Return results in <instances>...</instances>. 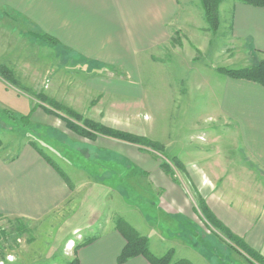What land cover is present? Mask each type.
<instances>
[{
	"label": "rangeland",
	"instance_id": "374dc122",
	"mask_svg": "<svg viewBox=\"0 0 264 264\" xmlns=\"http://www.w3.org/2000/svg\"><path fill=\"white\" fill-rule=\"evenodd\" d=\"M183 7L195 15L192 23L202 28L174 32L159 49L137 52L129 60L136 69L118 67L105 71L118 75V90L124 93H118L117 97L88 92L86 82L103 78V70L90 77L82 61L71 59L66 50L59 51L28 34L25 36L24 24L0 22V65L11 69L19 86L8 84L30 98L31 110L34 108L29 124L24 127L8 117L5 111L10 109L0 105V142L8 143L11 150H15L13 145L18 142H27L48 156L67 180L68 187L74 189L75 199L82 201L84 197L85 207L95 204L93 195L97 190L101 195L106 193V214L113 222L121 217L116 211L123 205V198L130 204L136 202L144 210L151 208V204L134 197L132 192H162V187L148 180V175L158 170L193 197V216L205 234L242 253L251 264H257L202 214L200 201L205 205L206 202L189 174L202 177V190H210L209 196L215 192L224 195L232 189L252 206L259 207L264 201V171L260 166L253 162L247 165L248 182L231 180L244 173L239 160L246 155L238 149L240 138L235 125L228 122L217 102L212 101L225 78L217 68L240 69L256 64L259 59L253 56L248 59L232 41L226 16L221 21L219 17L218 28L213 31L203 18L199 0H190ZM134 85L137 89L132 93ZM43 98L52 100L58 107H52ZM64 108L81 117L75 123L89 120L158 141L166 157L102 135L89 139L76 134L62 119L66 115ZM35 110L51 121L40 123L32 119ZM49 110L53 113H48ZM109 144L118 146V155L108 148ZM172 157H177L183 168L176 167ZM164 162L171 173L162 168ZM98 173H102L101 179L105 178L104 187L102 182L95 181ZM87 174H91L89 182H86ZM211 186H214L212 190ZM243 188L249 192L243 193ZM79 205L76 204V209ZM54 230L48 220L36 225L29 223L23 230L15 223L2 224L0 264H68L66 250L51 245ZM172 251V260L176 261Z\"/></svg>",
	"mask_w": 264,
	"mask_h": 264
},
{
	"label": "crops",
	"instance_id": "0c3cea01",
	"mask_svg": "<svg viewBox=\"0 0 264 264\" xmlns=\"http://www.w3.org/2000/svg\"><path fill=\"white\" fill-rule=\"evenodd\" d=\"M189 2L0 0V22L24 24L27 27L25 36L33 29L57 39L58 46L52 48L68 49L71 59L82 61L88 76L92 77L98 70L104 71L105 76L97 82L89 77L86 82L90 88L88 92L92 90L98 96L117 97L118 93H124L118 90V75L105 71L118 70V67L136 69L129 60L137 52L159 49L174 32L202 28L192 23L196 17L186 8ZM219 17L220 21L227 20L232 41L248 59L251 56L257 60L264 58V7L222 0ZM134 86L132 93L137 89ZM219 89L217 95L213 94L212 101L217 102L216 106L228 122L235 125L240 138L238 149L246 155L239 160L244 173L231 180L248 182L250 169L246 167L250 162L264 171V87L225 76ZM0 105L22 115L31 110L30 98L2 79ZM43 114L35 110L31 117L40 123L50 122ZM13 146L15 150H11L8 143L1 141L0 144V226L15 223L23 230L29 223L36 225L48 220L56 231L50 237L53 239L51 245L65 249L69 262L76 258L78 264H150L141 255L121 263L117 261L125 240L115 229L114 222L107 218L106 193L101 195L97 190L93 195L95 204L89 203L85 207L84 197L82 201L75 199L74 189L68 187L60 170L54 169L36 148L27 142ZM108 148L118 155L117 145L109 144ZM101 174H96L95 181L102 182L104 187L106 182L105 178H100ZM87 175L86 182H89L91 174ZM189 175L212 215L264 257V201L259 207L252 206L232 189L226 190L224 195L212 191L209 196L210 190H202V177ZM148 180L156 187H162V192L141 190L132 193L134 197L146 200L151 208L144 210L136 202L130 204L122 197L123 205L116 212L148 239L151 254L162 256L173 249L177 256L175 260L184 259L189 264H251L242 253L204 233L193 216V197L185 188L172 183L158 170H153ZM248 190L244 189L243 193ZM77 203L80 204L78 209Z\"/></svg>",
	"mask_w": 264,
	"mask_h": 264
},
{
	"label": "trees",
	"instance_id": "16d2710c",
	"mask_svg": "<svg viewBox=\"0 0 264 264\" xmlns=\"http://www.w3.org/2000/svg\"><path fill=\"white\" fill-rule=\"evenodd\" d=\"M199 1L201 8L203 10L204 19L206 20L208 27L211 30L215 31L219 25L218 6L221 0H199ZM237 1L252 6L264 7V0H237ZM27 34L33 38L39 39L48 46L51 47L58 46L57 39L51 37L47 33H44L40 30L35 31L33 29H29L27 31ZM57 50L68 51V49H57ZM217 71L230 78L252 81L264 87V58L260 59L256 64L244 68H240V69L217 68ZM0 78L10 84L18 85L11 69H9L3 64L0 65ZM44 100L47 101L52 107L55 108L58 107V105L52 100H47L46 98ZM33 110L34 108H32V110H30V113L26 115L16 114L15 112L10 110H6L5 112L12 121L18 122L20 125H23L25 127L27 126V124H29L30 115ZM47 112L53 113L52 110L51 111L49 110ZM64 112L66 115L65 117H62V119L65 121L66 127L76 134H79L89 139H95L97 135H102L121 142L134 144L144 148L151 149L153 151L159 152L164 157H166V154L164 153L163 145L160 144L158 141L148 138L147 136L135 135L132 133L116 130L107 127L103 124L95 123L89 120H82L81 123H75V121L81 120V117L74 111H71L66 108H64ZM36 150L54 169H56L59 172V169L56 167V165H54V163L49 159L48 156L42 154L40 150L38 149ZM171 160L173 161L176 167L183 168L182 163L179 161L177 157H172ZM161 166L162 168H164L166 172L168 173L170 172V169L167 167L165 162L162 163ZM199 208L202 214L210 222H212L218 229L224 231L227 234L228 238L236 248L241 250L248 258H250L252 261L256 262L257 264H264V257H262L258 252L249 248L243 241L236 238L226 227H224L219 221H217L204 202L200 201ZM114 226L115 229L122 235V237L125 240V245L117 258L118 262L121 263L130 257L141 255L150 264H189V262L184 259L173 261L172 249L166 251L165 254H163L162 256H154L153 254H151L148 249L147 238L138 234V232L121 217H116L114 221ZM68 264H78L77 259L76 258L73 259Z\"/></svg>",
	"mask_w": 264,
	"mask_h": 264
},
{
	"label": "built area",
	"instance_id": "2783aa9c",
	"mask_svg": "<svg viewBox=\"0 0 264 264\" xmlns=\"http://www.w3.org/2000/svg\"><path fill=\"white\" fill-rule=\"evenodd\" d=\"M10 258H11V257H8V260H11Z\"/></svg>",
	"mask_w": 264,
	"mask_h": 264
}]
</instances>
